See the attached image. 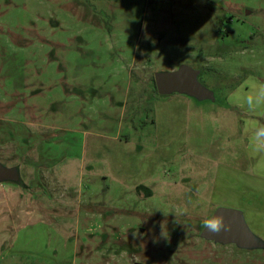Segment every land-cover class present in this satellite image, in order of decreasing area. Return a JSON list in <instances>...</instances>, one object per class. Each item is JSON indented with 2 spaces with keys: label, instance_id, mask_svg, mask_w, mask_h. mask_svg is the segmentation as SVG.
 <instances>
[{
  "label": "rangeland",
  "instance_id": "374dc122",
  "mask_svg": "<svg viewBox=\"0 0 264 264\" xmlns=\"http://www.w3.org/2000/svg\"><path fill=\"white\" fill-rule=\"evenodd\" d=\"M181 65L215 102L157 94ZM260 85L264 0H0V164L51 211L0 263L264 264L247 212L257 247L202 236L255 201Z\"/></svg>",
  "mask_w": 264,
  "mask_h": 264
},
{
  "label": "crops",
  "instance_id": "0c3cea01",
  "mask_svg": "<svg viewBox=\"0 0 264 264\" xmlns=\"http://www.w3.org/2000/svg\"><path fill=\"white\" fill-rule=\"evenodd\" d=\"M261 86L262 85L256 88L257 94ZM251 109L255 111V114L252 115L255 118V120L251 122L254 124L252 132H256L260 128H264V113L261 112L263 109L262 103L257 105L253 102ZM249 136L251 138L248 160H245V162L249 161L250 172L249 176L245 175V178H248L245 182L250 183L251 198H254V202L257 204V201L264 198V153L258 154L251 151L250 145L253 134ZM239 163H242V160L239 161ZM240 178L241 176H238V179ZM238 187L239 192L244 190L241 186ZM39 196L38 193H30L20 188L15 182H0V262L11 257L14 245L20 240L21 236L28 239L27 237L31 229H35L39 226H46V223L49 221L51 211L44 205L46 200L44 201L43 198H39ZM236 200L237 198H235V202ZM254 202L250 199L249 203V201L247 202L246 199H244V203L238 202L240 203L239 208H244V211H236L243 214L247 212L251 221V226L258 230L257 235L263 237L264 212H258L261 211L259 209L257 211L252 210L251 207L255 205ZM253 234L255 233L253 232Z\"/></svg>",
  "mask_w": 264,
  "mask_h": 264
},
{
  "label": "water",
  "instance_id": "95a60500",
  "mask_svg": "<svg viewBox=\"0 0 264 264\" xmlns=\"http://www.w3.org/2000/svg\"><path fill=\"white\" fill-rule=\"evenodd\" d=\"M201 71L188 65H181L171 72H157L154 80L158 94L169 96L173 94L186 95L197 101H216L215 93L205 87L199 80ZM20 181L19 173L14 168H7L0 164V182ZM224 215L225 223L229 225L218 234L210 233L205 227L203 238L221 244H235L241 248H253L259 244L253 233L248 229L243 215L228 208L218 209L211 218Z\"/></svg>",
  "mask_w": 264,
  "mask_h": 264
},
{
  "label": "clouds",
  "instance_id": "9594fccd",
  "mask_svg": "<svg viewBox=\"0 0 264 264\" xmlns=\"http://www.w3.org/2000/svg\"><path fill=\"white\" fill-rule=\"evenodd\" d=\"M261 102H264V85L261 86L260 91L256 97L255 103L259 105ZM248 103L251 106L253 103V98L250 96L248 97ZM251 151L253 153H264V128H260L256 131L252 137ZM203 226L213 234H218L222 230L226 228L229 229V225L225 223L224 215L221 214L220 216L214 218L205 219L203 222ZM159 234H155L152 238V242L154 244H160L161 242L169 243L167 235L164 233L163 225H159ZM158 237V238H157Z\"/></svg>",
  "mask_w": 264,
  "mask_h": 264
},
{
  "label": "trees",
  "instance_id": "16d2710c",
  "mask_svg": "<svg viewBox=\"0 0 264 264\" xmlns=\"http://www.w3.org/2000/svg\"><path fill=\"white\" fill-rule=\"evenodd\" d=\"M220 23H222V21H221ZM155 89H156V92H157V94H158V91H157V88H156V84H155Z\"/></svg>",
  "mask_w": 264,
  "mask_h": 264
}]
</instances>
